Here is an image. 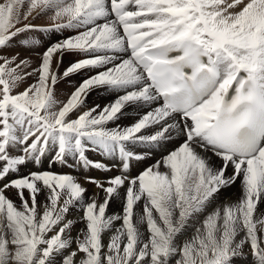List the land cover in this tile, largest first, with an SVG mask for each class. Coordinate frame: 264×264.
Returning a JSON list of instances; mask_svg holds the SVG:
<instances>
[{
  "label": "snow or ice",
  "instance_id": "6c2138e0",
  "mask_svg": "<svg viewBox=\"0 0 264 264\" xmlns=\"http://www.w3.org/2000/svg\"><path fill=\"white\" fill-rule=\"evenodd\" d=\"M46 32L33 67L17 49ZM56 164L118 171L84 176L98 203ZM259 205L264 0H0V264H264Z\"/></svg>",
  "mask_w": 264,
  "mask_h": 264
},
{
  "label": "rangeland",
  "instance_id": "374dc122",
  "mask_svg": "<svg viewBox=\"0 0 264 264\" xmlns=\"http://www.w3.org/2000/svg\"><path fill=\"white\" fill-rule=\"evenodd\" d=\"M33 23H35L37 25H39L38 23H45L46 26H47V24H49V20H48V17H44L43 19H36L35 21H33ZM51 34H53V33H51ZM57 36H58L57 38L60 37L59 35H57ZM27 38L28 37H24V36L21 37V39H27ZM57 38H54L52 40L54 41ZM46 46L47 45L43 46L42 50H39L38 52L32 51L31 49L30 50L17 49V51H20L21 58L26 59L33 67H36L39 64L40 54L44 51L43 49H45ZM70 59H71V57H65V65L64 66L67 65V61L70 60ZM64 66H62L61 71L63 70ZM79 79H80L79 77H73L71 82H61V83H59L56 86V89H55L57 99L59 101L66 102L67 98L70 96L71 92L73 91V84H75L76 81L79 80ZM34 80H35V77L29 78L27 83H32V82H34ZM24 86L25 85H23V84L21 85V87H24ZM106 91L107 90H102V92H100V93L93 92L90 95V97H89V101H88L89 104L98 103V104H100L103 107V105L110 103L115 97H111V96L108 97L106 93L103 94V92H106ZM129 111H130V109L127 111V115H128ZM46 164L47 163H45V165ZM70 170H67V171L70 172ZM96 178L97 179H102V178H99V177H96ZM236 184H238L239 187H241L239 182H237ZM87 189H88L87 195L89 197L96 196L98 203H102L103 202V199L105 198V195H104L102 190L100 192H96L92 187H89ZM97 193H98V195H97ZM8 195L13 199L14 202L19 204V201L17 199L15 191H10L8 193ZM38 199L41 202H43L44 201V196H40V197H38ZM118 202H119V200L116 199L113 203H111L109 208L107 209V212L109 213V211L114 209L117 206ZM258 207L262 210L264 208V205H259ZM112 213L116 214V211H113ZM79 215H80L79 212L74 213V217L73 218H76ZM115 223L119 224V222H115ZM79 224H81V223H77L75 225L77 230H79L81 227H83L82 224L81 225H79ZM74 235H75V233H74ZM107 236H108V234H106L103 238H105ZM251 259L252 258L250 256L236 258L235 264H250Z\"/></svg>",
  "mask_w": 264,
  "mask_h": 264
},
{
  "label": "bare ground",
  "instance_id": "6f19581e",
  "mask_svg": "<svg viewBox=\"0 0 264 264\" xmlns=\"http://www.w3.org/2000/svg\"><path fill=\"white\" fill-rule=\"evenodd\" d=\"M38 24L46 26L45 23H38ZM63 34L64 33L53 35V34L47 33V32L46 33H34V34H31V39L33 41V44L35 42L40 41V43L42 45H45L44 41H46V42L48 41L46 44V45H48L49 43L54 42L53 40H51L52 37L54 39L55 37L56 38L58 37L57 35L61 36ZM42 48H43V46L35 45L34 47H31V50L38 52L39 50H42ZM100 92H102V90L98 91L97 93H100ZM105 93L107 94L108 97H110V96L115 97L116 96V93H114V92H110V91L103 92V94H105ZM128 116L135 118L136 113L130 110L128 112ZM100 159H101V161H105L107 158L100 157ZM39 167L47 168V164L46 165L41 164ZM52 170L57 171V172H68L67 170H70V172H72L74 175L78 176V179L80 180V182L82 183V185L84 187H86V188L92 187L96 192H100L101 190H98L95 187V185L88 183L84 179L85 175L93 176V177H99V178H102L101 180H103L105 177L112 176V175L116 174V172L118 171V169H113L112 172H104L103 170L90 169L88 172L84 173L83 169H81V168H78V167L77 168H65L59 164L54 165ZM24 171H28V169H25ZM241 195H242V188L239 187L238 184H235L230 190H225L223 192V194L220 196V199L217 201V204H232V203L238 202ZM117 199L119 200L117 206L114 209H112L111 211H109V213L116 211V214H120V212H121V200L119 198H117ZM263 209H262V211H264ZM137 211L142 213V209H137ZM79 225H81V224H79ZM140 227H141V230H146V224L141 225ZM111 234L112 233H108V236L104 238L105 242H108L110 240ZM246 251H247V249H246Z\"/></svg>",
  "mask_w": 264,
  "mask_h": 264
}]
</instances>
